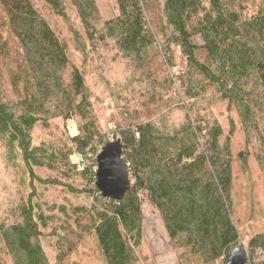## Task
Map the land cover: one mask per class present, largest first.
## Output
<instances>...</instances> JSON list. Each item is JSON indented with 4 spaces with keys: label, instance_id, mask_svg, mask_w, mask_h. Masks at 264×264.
<instances>
[{
    "label": "trees",
    "instance_id": "trees-1",
    "mask_svg": "<svg viewBox=\"0 0 264 264\" xmlns=\"http://www.w3.org/2000/svg\"><path fill=\"white\" fill-rule=\"evenodd\" d=\"M114 140L121 200L96 188ZM0 150V264H49L45 233L58 264L84 236L104 264H136L144 202L180 264H224L255 217L236 181L253 165L264 189V0H0ZM246 238L264 264V232Z\"/></svg>",
    "mask_w": 264,
    "mask_h": 264
},
{
    "label": "rangeland",
    "instance_id": "rangeland-1",
    "mask_svg": "<svg viewBox=\"0 0 264 264\" xmlns=\"http://www.w3.org/2000/svg\"><path fill=\"white\" fill-rule=\"evenodd\" d=\"M100 8L102 9L103 13H107L112 6V0H97ZM102 89V88H101ZM101 89L99 86L95 87V91L97 94L101 93ZM105 96V93H104ZM107 100V99H106ZM109 111H106V114ZM51 128H57L56 130L62 131L64 129L63 123L60 120L54 122ZM51 131L53 133L57 131ZM68 130L70 134L75 133V124L68 123ZM49 134L46 131H43L37 128L34 131L33 137L36 141L44 139L48 137ZM239 142H243L242 137L240 134H236L234 137V146L236 148H241L243 145L239 144ZM2 152L0 150V175L3 176L6 172L4 169H7L4 166V163L1 160ZM79 157H73L72 161L77 163L79 162ZM253 164V163H252ZM252 174L249 175V178L241 175L236 181L235 189L239 193L240 198L242 199V204L244 208H246V215L248 214L247 208L249 210V206L247 205L249 198L246 199V196L249 195L248 189L250 188V181H253V197L255 206V217L253 221V226H249L247 224L246 219H244L245 212H242V218L245 220L242 222V231L243 235L249 237L253 232H260L264 229V189L260 183L259 178L257 177V169L253 165H251ZM255 169V170H254ZM237 174H239V169H235ZM41 175L44 174L43 172H39ZM254 175V176H253ZM0 176V177H1ZM250 180V181H249ZM249 181V182H248ZM60 190L58 189H50V191L43 193L44 197H47L50 200H56L61 202L62 200H68L70 202H75V199L71 196H65L63 193H59ZM48 193V194H47ZM47 199V200H49ZM49 200V201H50ZM142 212H143V237H142V244L137 251L138 253V262L136 264H180V259H178V254L176 251H173L172 246L170 244L169 238L165 232L162 222L158 218L156 212L146 203L144 202L142 205ZM253 227V229H251ZM49 233H45L44 236L41 238V246L45 253V256L49 262V264H58L56 255L57 249L60 245L55 244V239L48 235ZM246 237L240 241V245L243 246L248 252V246ZM253 260L256 261H264V253L263 252H255L253 255ZM249 262V261H248ZM60 264H104L96 246L93 237L91 236H84L82 241L76 243L75 249L72 251H68L63 261ZM218 264V262L214 263Z\"/></svg>",
    "mask_w": 264,
    "mask_h": 264
},
{
    "label": "water",
    "instance_id": "water-1",
    "mask_svg": "<svg viewBox=\"0 0 264 264\" xmlns=\"http://www.w3.org/2000/svg\"><path fill=\"white\" fill-rule=\"evenodd\" d=\"M96 188L105 199L121 200L129 185L128 165L122 159L119 140L106 143L96 156ZM248 252L243 246L230 251L224 264H246Z\"/></svg>",
    "mask_w": 264,
    "mask_h": 264
}]
</instances>
